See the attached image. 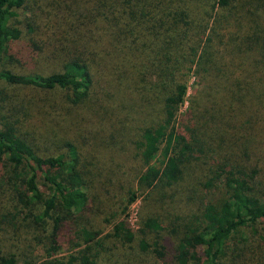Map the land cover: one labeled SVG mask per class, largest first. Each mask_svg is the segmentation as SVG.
<instances>
[{"label": "trees", "instance_id": "obj_1", "mask_svg": "<svg viewBox=\"0 0 264 264\" xmlns=\"http://www.w3.org/2000/svg\"><path fill=\"white\" fill-rule=\"evenodd\" d=\"M0 264H264V0H0Z\"/></svg>", "mask_w": 264, "mask_h": 264}, {"label": "rangeland", "instance_id": "obj_2", "mask_svg": "<svg viewBox=\"0 0 264 264\" xmlns=\"http://www.w3.org/2000/svg\"><path fill=\"white\" fill-rule=\"evenodd\" d=\"M185 80L187 81L188 84V91H187V97L185 100V104L182 110L188 107V102L191 98V96L194 94V92L198 89L197 86L195 85L194 78L193 77H186ZM18 93L21 95H33L31 98H34L35 101H37L38 96L45 97L44 94H38L36 92H31L29 90H17ZM223 94V95H222ZM216 93L215 94V99L216 102L220 105L223 103H228V105H231L234 110H237L239 107V103L232 102L228 98L226 99V94L224 93ZM38 95V96H37ZM49 97V103L57 104V108L55 112H59L57 122L60 124L59 127L62 129V131L68 136L70 139H77L81 136L88 135L89 133L93 132L94 129L97 127V124H95V116L91 114V112L85 108V107H76L72 108V112L68 113L67 111L64 110L66 107L65 104L62 105V101L64 100L62 92H54L52 94H48ZM30 98V97H29ZM28 99V98H26ZM51 105H46L45 110L50 112L51 111L47 108L48 106L51 107ZM53 106V105H52ZM57 119V118H55ZM34 126L41 130L42 132L52 133L51 127H44L43 124L39 122H35ZM138 209V202L134 203L133 205L130 206L129 208V221L132 224V226L137 228V220H136V213ZM110 227H108V230Z\"/></svg>", "mask_w": 264, "mask_h": 264}]
</instances>
